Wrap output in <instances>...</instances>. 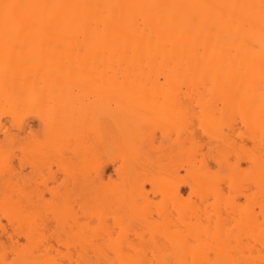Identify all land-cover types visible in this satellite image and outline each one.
I'll return each instance as SVG.
<instances>
[{
	"label": "bare ground",
	"instance_id": "obj_1",
	"mask_svg": "<svg viewBox=\"0 0 264 264\" xmlns=\"http://www.w3.org/2000/svg\"><path fill=\"white\" fill-rule=\"evenodd\" d=\"M4 157L0 264H264V0H0Z\"/></svg>",
	"mask_w": 264,
	"mask_h": 264
},
{
	"label": "rangeland",
	"instance_id": "obj_2",
	"mask_svg": "<svg viewBox=\"0 0 264 264\" xmlns=\"http://www.w3.org/2000/svg\"><path fill=\"white\" fill-rule=\"evenodd\" d=\"M151 19H152V18H151ZM93 91H94V90H93ZM93 91H90V90L87 91V90H85L84 92H79V94H81V95L84 94L86 97H87V96L92 97V96L95 95L94 93H97V92H93ZM76 93H77V92H76ZM153 113H154V112H152V115H153ZM30 115H31V117H32V118H31V119H32V123H34V124L37 123V120H36L35 117L33 116L34 113H33V114H30ZM154 115H155L156 117H159V116L156 115L155 113H154ZM154 119H156V118H154ZM157 119H158V118H157ZM163 119H164V121H166V122H164V123H161V122H160L161 124L158 123V125H157L158 127H157V130H156V131H158V133H160V131H161L160 127H163L164 125H165V127H166V126H168V124H172L173 122H175V120H171V121H172V122H171V121H167V120H166L167 118H162V120H163ZM237 120H238V119H237ZM155 121H156V120H155ZM157 122H158V121H157ZM238 122H240V121H238ZM175 123H176V122H175ZM175 123H173V124H175ZM162 124H163V125H162ZM173 124H172V125H173ZM160 125H162V126H160ZM239 125H240V123H239ZM168 127H170V126H168ZM155 128H156V127H155ZM158 128H159L160 130H158ZM166 128H167V127H166ZM164 129H165V128H164ZM168 129H169V128H168ZM172 129H173V128H172ZM199 130H201V129L199 128ZM199 130H198V132H199L198 136H200V140H201V142L204 143V142L207 140V138H206L207 136L205 137V134L203 135L202 130H201V131H199ZM225 131H226V130H225ZM201 132H202V133H201ZM201 138H202V139H201ZM41 139H43V137H41ZM43 140H44V139H43ZM43 140H42V141H43ZM45 142H46V141H45ZM248 142H249V141H248ZM248 142H247V143H248ZM250 142H251V141H250ZM250 142H249V143H250ZM249 143H248L247 145H249ZM42 144H43V143H42ZM42 144H41V145H42ZM45 144H46V143H45ZM250 144H251V147H252V146H253V143H250ZM41 147H44V146H41ZM37 148H38V147H37ZM39 148H40V147H39ZM160 148H161V147H160ZM160 148H159V149H160ZM244 148L247 149L246 144H245ZM252 148H253V147H252ZM159 149H157V150L155 149V150H154L155 153L152 152V153H153V156H154V157L152 158V163H153L154 161L157 160V159H155V155L158 154V153L160 154V152H162V151H160ZM37 150H38V149H37ZM161 150H162V148H161ZM200 150H201V149H200ZM200 150L198 149V151H200ZM156 151H157V152H156ZM158 151H159V152H158ZM201 151H202L203 153H208V154H209V152H210L206 146H204V147L202 148ZM202 152H201V153H202ZM215 152H216V151H215ZM215 152H214V150H213L212 152H210V155H211V153H215ZM243 152H244V154H245V151H243ZM194 153H197V152H194ZM5 154H6V153H5ZM159 154L156 155V158H157V156H160V155H161V154H160V155H159ZM190 154H191V153H190ZM208 154H205V156L208 155ZM198 155H199V154H198ZM212 155H213V154H212ZM241 155L244 156L243 154H241ZM4 156H5V155H4ZM186 156H188V155H186ZM200 156H202V154H201ZM200 156H199V157H200ZM197 157H198V156H197ZM199 157H198V158H199ZM207 157H208V158L211 157L208 161L212 162V165L215 167L216 164L214 165V159L212 158V156H210V157L207 156ZM232 157H235V156L233 155ZM232 157L230 158V159H231V160H230L231 162H232V160H235V158H237V157H235V158H232ZM160 158H161V157H160ZM200 158H201V157H200ZM208 158H207V159H208ZM6 159H7V158L4 157V159H3V160L0 159V161H2L3 164H4ZM56 159L59 160L58 158H56ZM158 159H159V157H158ZM186 159H187V158H186ZM188 159H189V157H188ZM192 160H195V156H194V158H193ZM243 160H244V159H243ZM196 161H198V160H196ZM53 162H55V161H53ZM58 162L60 163V161H58ZM233 162H234V161H233ZM246 162H248V161H246ZM246 162H244V161L242 162V161H241L243 167H247V166L249 165V164L246 163ZM55 163H56V164H59V163H57V162H55ZM55 163H53L52 166H53L54 168H53V167H52V168H53V170H58L59 167H57V165H56ZM154 163H155V162H154ZM156 163H157V161H156ZM3 164H0V165H3ZM50 164H51V162H50ZM59 165H60V164H59ZM153 167H154V165H153ZM214 167H212V168L214 169ZM216 167H217L218 170L220 169V168H218V166H216ZM243 167H242V168H243ZM40 169H41V173L44 174L43 177H41V176H36V172H37L36 167H35V168H32V167L30 166V164L26 166L25 171H26V172H32V174L35 176V178H34V180H33L34 183H36L37 186H38L42 191L45 190V194H44V198H45V200L42 201V202L40 203L41 206L38 207L37 210H34V209H33V210H32L33 212L31 211V213L29 212V213H30V217H31V219L34 218V219H36L37 221L42 222V220H45V218H46L47 216H49V217L51 216L50 209L52 208V204H51V202H50V198H51L52 195H51L50 192H48L46 189L51 188L52 186H56V185H58L61 181H58L57 178H56V179H53V177H52L53 172H52V171H51V172H50V170H49V172L46 171L47 169L45 170V167H44V168H40ZM224 169L226 170V168H224ZM215 170H216V169H215ZM215 170H214V171H215ZM222 171H224L223 168L221 169V171L216 172V176H220L221 173L224 174V172H225V174H226V171H227V170L224 171V172H222ZM181 172H182V173H185L184 169L181 170ZM227 172H228V171H227ZM59 173H61L60 176H62V171L58 172V174H59ZM214 173H215V172H214ZM217 173H219V175H218ZM223 174H222V175H223ZM211 175H214V174H211ZM58 177H59V176H58ZM59 180H60V178H59ZM32 183H33V182H32ZM45 187H48V188H45ZM169 187L171 188V186H169ZM169 187H168V189H169ZM59 188H61V187H59ZM189 188H190V187H188V186L185 188V190H186L185 194L187 193V195H188V193H189ZM227 188H228V187L226 186L225 189H223V192H224V190L228 191ZM229 189H231V188H229ZM233 189H234V188H233ZM226 191L224 192V197L226 196V195H225V194H226ZM236 191H237V190H236ZM231 192L234 193L235 191L231 190ZM231 192H230V193H231ZM227 193H228V192H227ZM233 193L230 194V195L232 196V195L236 194V193H234V194H233ZM238 193H239V191H238ZM219 195H220V194H219ZM221 195H223V193H221ZM230 195H229V197H231ZM240 195H241V194H240ZM240 195H239V194H238V195L236 194L235 197H232V198H235V199H234L235 202L238 200L237 203H240V202H241V203H244V202H243V201H244V198H243V197H245V196H243V195L240 196ZM236 196L239 197L237 200H236V198H237ZM218 197H221V196H218ZM232 198H231V199H232ZM220 199H221V198H220ZM220 199H219V200H220ZM225 199H226V198H225ZM228 199H229V198H228ZM213 200H214V199H213ZM213 200H211V202H212ZM217 201H218V200H217ZM222 202H223V200H221V203H222ZM227 202H228V204H229V201H227ZM230 202H233V201L231 200ZM218 203H219V202H218ZM219 205H220L221 207L224 206V215H225V210H226L225 206H226V205L224 204V202H223V205L220 204V203H219ZM219 205H218V207H219L220 209H222ZM219 208H218V209H219ZM257 208H258V210L261 209L260 207H257ZM152 209L154 210V207H152ZM220 209H219L220 213L223 214V211L220 210ZM260 212H261V210H260ZM262 212H263V213H261V214L264 215V209L262 210ZM61 214H62V216H65V217H66V216L69 215V214L71 215V211H69V209H68V210H64V211L62 210V211L60 212V215H59L60 217H61ZM261 214H260V220H261V216H262ZM154 215H155L154 217L157 218V215H156V214H154ZM219 216H220V215H219ZM222 216H223V215H222ZM60 217H59V218H60ZM65 217H64V218H65ZM227 217H229V216H227ZM227 217L225 218V216H224L223 219H224V220H225V219H228ZM263 217H264V216H263ZM263 217H262V218H263ZM61 218H62V217H61ZM62 219H63V218H62ZM218 219L221 220L219 217H218ZM223 219H222V220H223ZM4 220H5V219H4ZM160 220H161V219H160ZM228 220H229L230 222H229ZM228 220H225V221H226L225 228H220V229H219V231H220L219 233H220V234L218 233V235H217V237H218L219 239L216 238V240H222L220 237H224L223 234H226V230H225V229H227L228 226H229L230 224H232V222H231V218L228 219ZM262 220H263V219H262ZM225 221H223V222H225ZM227 221H228V223H227ZM154 222H156V221H154ZM220 222H221V221H220ZM228 224H229V225H228ZM153 225H154V224H153ZM161 225H162V222H161ZM227 225H228V226H227ZM157 227H160V223H159V221L155 223V225H154L153 228L156 229ZM226 227H227V228H226ZM229 227H230V226H229ZM231 227H232V226H231ZM233 227H234V226H233ZM229 229H230V228H229ZM235 229H237V228H235ZM222 230H223V231L225 230V231H224V233H223L222 236H221V233L223 232ZM227 230H228V229H227ZM153 231H155V230H152V232H153ZM234 231H235V230H234ZM227 232H228V231H227ZM236 232H237V231H236ZM230 233H233V232H231V230H230ZM228 235H229V232L226 234V238H227V237H228V238H227V239L223 238V240H222V245H223L224 243H226L225 240H228V239H229V241L231 242V239H232V238L230 239L229 236H232V234H230L229 236H228ZM147 237H148V236H147ZM146 239H147V238H146ZM153 239H154V238H153ZM153 239H152V240H153ZM240 241H241V245H242V246H245V245L248 243L247 235L242 236ZM137 242H138V241H137ZM153 242H154V241H152V244H153ZM215 242H216V241H215ZM215 242H214V243H215ZM219 242H221V241H219ZM230 242L227 243V245L230 244ZM252 242H253V241H252ZM23 243H25V244L27 245V241H26V239H23ZM143 243H144V242H143ZM254 243H255V241H254ZM140 244H141V247H142V243H140ZM145 244H146V245H147V244L149 245V242H148V243L145 242V243L143 244L144 248L147 247ZM138 245H139V243H138ZM220 245H221V243H220ZM220 245H219V243H218V245H216V248H217V247L220 248ZM222 245H221V248H223ZM225 245H226V244H225ZM253 245H254V244H253ZM256 245L260 247V243L258 244V242H257ZM255 247H256V246H255ZM262 247H263V246H262ZM262 247H261L260 250H262ZM252 249H253V248H252ZM253 250H254V249H253ZM254 251H255V250H254ZM256 251H257V249H256ZM260 252H263V250L260 251ZM263 253H264V252H263ZM252 255L257 256L258 253L253 252ZM262 257H263V256H262ZM253 260L255 261V259H253ZM260 260L262 261V259H260ZM260 260H259V261H260ZM250 261H252V260H249V259H248V260H247V259H238L236 262H237V264H252V262H250ZM262 262H263V261H262ZM254 263H255V262H254ZM254 263H253V264H254ZM257 263H258V260H257Z\"/></svg>",
	"mask_w": 264,
	"mask_h": 264
}]
</instances>
